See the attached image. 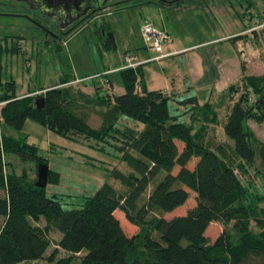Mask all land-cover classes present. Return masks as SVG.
<instances>
[{
  "label": "trees",
  "instance_id": "1",
  "mask_svg": "<svg viewBox=\"0 0 264 264\" xmlns=\"http://www.w3.org/2000/svg\"><path fill=\"white\" fill-rule=\"evenodd\" d=\"M243 13L255 15L251 8ZM104 45L112 46L108 38ZM118 72L124 92L97 101L68 85L75 78H62L38 95L20 98L13 80L0 82L4 128L20 130L30 119L95 149L109 147L130 168H105L106 179L119 181L122 189L106 180L82 196L78 206L64 208L56 193L48 195L24 173H4L5 153L36 165H48V160L25 136L0 131V264L42 259L49 264H264V192L253 179L256 174L264 180V140L247 124L253 118L264 121V73L244 74L229 85L231 104L222 123L227 140L214 144L205 136L208 126L219 125L223 116L216 105H200L196 96L179 100L188 106L182 114L192 118L179 121L169 110L172 96L148 89L141 64ZM37 97L43 98L41 108ZM87 105L101 107L99 126L88 123ZM122 116L142 128L119 123ZM176 140L184 143L182 150ZM50 181L57 182L58 173L49 168ZM190 191L196 205L186 214L158 215L184 205ZM117 210L138 227L135 235L125 233ZM41 218L44 226L37 224ZM216 221L225 229L211 241L206 230ZM52 227L60 238L46 256ZM61 250L66 255L60 256Z\"/></svg>",
  "mask_w": 264,
  "mask_h": 264
},
{
  "label": "rangeland",
  "instance_id": "2",
  "mask_svg": "<svg viewBox=\"0 0 264 264\" xmlns=\"http://www.w3.org/2000/svg\"><path fill=\"white\" fill-rule=\"evenodd\" d=\"M255 9L251 10L259 18L260 12L264 8L260 5ZM169 11L167 8L159 9L154 5L122 9L107 17L97 18L81 24L72 36L70 34L63 35L53 45L51 43L45 45L41 41L38 51L36 50L37 52L35 51L36 47L33 49L31 47V39L32 37L34 38V35H30V30L27 28L29 22L26 19L0 16V51L8 52L2 56L1 80H4L5 76L8 79L12 78L16 94L37 90L35 94L38 95L37 93L45 91L62 78H82L73 86L75 87L73 89L84 87L96 101L98 99H112L113 94L118 95L124 92V86L117 68L123 64L124 54L133 53L138 49L150 50L142 38V25L149 22L156 29L167 32L172 42L175 40L174 46H176L180 43L175 39L179 33H188L190 29L192 31L200 24H203L201 18L195 14L194 9L186 10L182 8L178 15L171 14ZM199 27L204 29L205 25ZM110 32L112 33L115 48L104 45L105 39H109L108 33ZM19 34L26 36L24 40L26 43H23L21 52H15L14 46L11 48L10 42L12 40L7 41L5 45V41H2V38L9 35L15 39V36ZM190 36L189 34L188 37ZM64 40L66 41L65 44H63ZM164 52H167L166 47ZM151 53L154 55L160 54L156 51ZM250 56H252V51ZM174 58L176 57H165L157 60L162 61V65L156 61L144 64L143 73L146 76V84L149 90L166 86L167 78H165L166 74L162 70L170 75L168 80L173 77L178 80L175 75L176 73H181L183 68L178 63L179 60ZM259 59L262 60L261 64L264 63V55L260 56ZM177 107H179V104H175L170 100V113L179 116V121H187V116L182 114L181 108ZM86 108L88 123L93 127L99 126L102 122V114L98 110L101 107L97 106L98 109H96L87 105ZM119 123L132 127H135L133 126L135 124H139L141 126L136 125L137 129L142 128L141 123L123 116L120 118ZM247 124L254 128L264 140V130L260 131V128H264V121L258 122L253 118L249 119ZM208 127L206 139L214 144L222 143L221 140L225 138L223 130L217 127V124L209 125ZM0 131L15 137L25 136L27 142L35 144L39 148V156L46 158L48 167L58 173V181L48 182L45 190L48 195L56 193L64 208L78 206L77 204L82 200V196L94 193L106 180L116 188L122 189L123 187L119 181L112 178L106 179L105 168H118L124 172L130 171V168L124 162L115 157V151L109 147L104 151L95 149L87 141L69 139L30 119L25 121L20 130L4 128L0 124ZM176 143L179 150H182L184 143L179 140H176ZM196 161L197 159L194 158L192 163L190 162L191 167L195 166ZM3 164L5 174L12 170L19 175L24 173L25 178L30 182L36 181V163L34 161H22L15 154L5 153ZM253 179L264 192V180L256 174ZM195 205V192L190 191V198L184 205L170 212H158V215L165 214L164 217L167 218L184 215ZM261 206L264 209V203H261ZM115 214L128 236H133L138 232V227L130 224L122 212L117 210ZM37 224L44 226V219L41 218ZM252 226L254 230H258L254 222H252ZM224 229L225 225L222 222H212L206 230V236L211 241H214ZM48 237L50 245L46 256L57 247L60 233L52 227L48 232ZM59 255L64 256L66 252L61 250ZM31 263L49 264L44 259ZM20 264H26V262Z\"/></svg>",
  "mask_w": 264,
  "mask_h": 264
},
{
  "label": "crops",
  "instance_id": "3",
  "mask_svg": "<svg viewBox=\"0 0 264 264\" xmlns=\"http://www.w3.org/2000/svg\"><path fill=\"white\" fill-rule=\"evenodd\" d=\"M260 5L264 8V0H259V2L257 0H206L204 2L188 3L179 7L154 5L159 9L167 8L174 15H178L182 8L186 10L194 9L195 14L203 21V24L199 26L205 25V28L198 26L192 31L189 28L190 31L188 33H179L175 37L180 42L178 45L174 46V40L169 47H166V51L171 53L166 58L176 57L174 59L179 60L178 63L182 65L183 70L181 73H176L175 76L178 77V80L174 77L168 80L170 75L162 70L166 74V86L153 90L161 89L167 91L172 96V101L175 104H179V100L193 96L197 97L200 105L207 102L213 103L218 111L222 110L223 116L219 118L220 124L217 127L223 130L222 123L231 104L229 95H227L229 85L240 81L244 74L264 73V63L261 64L262 60L259 59L260 56L264 55L263 30L255 33V38L252 41H250L251 35L243 33L248 27V20L243 16V12L247 8L256 10L255 8ZM166 29L169 30L168 28ZM73 34L70 35L72 36ZM189 34L191 35L190 37H188ZM249 41L250 43H248ZM65 42L64 40L63 44ZM246 45L250 47L249 56L252 51L250 61H246L243 58L242 49H246ZM151 52H155V50L138 49L132 53L138 61L142 62V70L144 69V64L153 61L162 65V61H157L158 59H156L158 54L154 55ZM79 79L82 78H75L68 84L74 86L79 82ZM144 79H146V76H144ZM78 88L91 96L84 87ZM35 92L37 90L15 94L20 98L26 95H36ZM97 106L94 105L93 108L98 109ZM187 107L179 104L177 108H181L185 112ZM98 111L100 113L102 110ZM185 115L187 116V121L190 122L192 120L190 113ZM251 129L254 128L251 127ZM262 130H264L263 127L260 128V131ZM255 132L263 140L256 130ZM223 134L225 138L222 140H225L227 137L224 130Z\"/></svg>",
  "mask_w": 264,
  "mask_h": 264
},
{
  "label": "flooded vegetation",
  "instance_id": "4",
  "mask_svg": "<svg viewBox=\"0 0 264 264\" xmlns=\"http://www.w3.org/2000/svg\"><path fill=\"white\" fill-rule=\"evenodd\" d=\"M206 0H0V16L24 18L28 24L32 49H39L41 41L45 45L56 43L59 37L73 34L81 24L97 18H104L116 11L135 7L159 5L179 7L188 3L204 2ZM105 31V30H104ZM106 32V31H105ZM24 35L4 36L2 41L12 40L11 48L21 52ZM36 51V52H37ZM5 52V53H4ZM7 51H0V82H9L6 76L1 80L2 56Z\"/></svg>",
  "mask_w": 264,
  "mask_h": 264
},
{
  "label": "built area",
  "instance_id": "5",
  "mask_svg": "<svg viewBox=\"0 0 264 264\" xmlns=\"http://www.w3.org/2000/svg\"><path fill=\"white\" fill-rule=\"evenodd\" d=\"M245 18L246 20H248V27L246 30L243 31V33L251 35L250 41H252L255 38V33L260 32L262 29L264 30V11L261 13L259 18L252 14L246 15ZM141 33L144 43H146V46L160 53L156 57V59L160 60L165 57H168L171 54L164 52L165 47H169L172 44V40L170 39L169 34L167 32L156 29L151 23L148 22L147 24L142 25ZM250 41L248 43H250ZM246 49H242L243 58L246 61H250V47L247 46ZM141 63V61H137L135 55H133L132 53H126L123 56V64L120 68H133L137 65H140ZM5 103V101L0 102V107L3 106Z\"/></svg>",
  "mask_w": 264,
  "mask_h": 264
},
{
  "label": "water",
  "instance_id": "6",
  "mask_svg": "<svg viewBox=\"0 0 264 264\" xmlns=\"http://www.w3.org/2000/svg\"><path fill=\"white\" fill-rule=\"evenodd\" d=\"M108 34H109V41H111V45L113 46V48H115V43L112 39V33L110 32ZM35 103L37 108H41L43 106V98L37 97L35 99ZM48 172H49V167L47 164L40 162L36 165L37 177H36L35 185L37 187L44 188L46 186L48 180ZM26 264H33V263L27 262Z\"/></svg>",
  "mask_w": 264,
  "mask_h": 264
}]
</instances>
